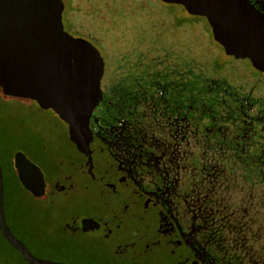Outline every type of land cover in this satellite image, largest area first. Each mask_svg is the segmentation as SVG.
I'll return each instance as SVG.
<instances>
[{
    "label": "flooded vegetation",
    "instance_id": "af4514ba",
    "mask_svg": "<svg viewBox=\"0 0 264 264\" xmlns=\"http://www.w3.org/2000/svg\"><path fill=\"white\" fill-rule=\"evenodd\" d=\"M62 1L67 30L93 36ZM246 4L264 27V0ZM207 24L227 65L189 61L174 40L113 71L104 63L79 142L32 100L46 128L11 148V173L0 152L20 246L0 230V264H264V50L228 54ZM9 179L20 203H9Z\"/></svg>",
    "mask_w": 264,
    "mask_h": 264
},
{
    "label": "water",
    "instance_id": "95a60500",
    "mask_svg": "<svg viewBox=\"0 0 264 264\" xmlns=\"http://www.w3.org/2000/svg\"><path fill=\"white\" fill-rule=\"evenodd\" d=\"M162 1L182 4L188 12L204 16L226 53L263 55L264 27L246 0ZM62 10V0H0V90L51 108L79 142L82 131L89 130V116L99 96L104 55L100 42L90 34L64 29ZM21 159L16 158L19 175ZM3 200L0 165V230L20 247L5 222Z\"/></svg>",
    "mask_w": 264,
    "mask_h": 264
},
{
    "label": "rangeland",
    "instance_id": "374dc122",
    "mask_svg": "<svg viewBox=\"0 0 264 264\" xmlns=\"http://www.w3.org/2000/svg\"><path fill=\"white\" fill-rule=\"evenodd\" d=\"M66 3V12L70 10L68 16L75 26L89 30L100 41L106 71L108 68L113 71L122 60L130 61L145 55L147 49L156 43L165 46L173 40L172 44L185 48L184 54L189 61L197 57L207 61L214 54L218 56L219 64L227 65L224 52L219 45L215 46L206 19L187 13L178 3L162 0H71L70 4ZM175 20L181 23L180 28L175 27ZM62 22L64 29H70L72 24L65 20ZM237 64H228L226 68L234 71V67L241 66ZM32 100L7 96L0 90V139L11 142L14 149L32 135L28 133L29 128L35 125L38 130L46 128L42 120L30 117V109L34 105ZM8 182L9 203H20L18 191L14 190L10 179Z\"/></svg>",
    "mask_w": 264,
    "mask_h": 264
},
{
    "label": "trees",
    "instance_id": "16d2710c",
    "mask_svg": "<svg viewBox=\"0 0 264 264\" xmlns=\"http://www.w3.org/2000/svg\"><path fill=\"white\" fill-rule=\"evenodd\" d=\"M11 142H8L7 140H3V139H0V152L2 153V156H3V158H4V161H5V163H6V165H7V171H8V173H11V171H10V169H9V166H8V160H9V158H8V155H9V151L11 150V148L13 147H11ZM11 185H14L13 184V180L11 179ZM15 191H16V188H15Z\"/></svg>",
    "mask_w": 264,
    "mask_h": 264
}]
</instances>
